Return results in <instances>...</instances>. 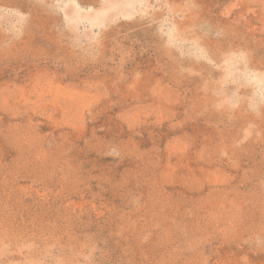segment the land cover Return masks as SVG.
I'll use <instances>...</instances> for the list:
<instances>
[{
  "label": "rangeland",
  "instance_id": "374dc122",
  "mask_svg": "<svg viewBox=\"0 0 264 264\" xmlns=\"http://www.w3.org/2000/svg\"><path fill=\"white\" fill-rule=\"evenodd\" d=\"M0 264H264V0H0Z\"/></svg>",
  "mask_w": 264,
  "mask_h": 264
}]
</instances>
